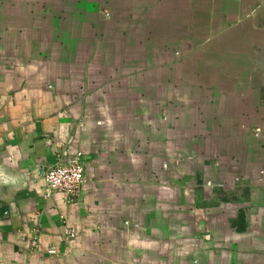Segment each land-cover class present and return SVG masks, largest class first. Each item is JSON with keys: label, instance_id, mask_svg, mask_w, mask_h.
I'll list each match as a JSON object with an SVG mask.
<instances>
[{"label": "crops", "instance_id": "0c3cea01", "mask_svg": "<svg viewBox=\"0 0 264 264\" xmlns=\"http://www.w3.org/2000/svg\"><path fill=\"white\" fill-rule=\"evenodd\" d=\"M0 172V264H264V0H0Z\"/></svg>", "mask_w": 264, "mask_h": 264}, {"label": "built area", "instance_id": "2783aa9c", "mask_svg": "<svg viewBox=\"0 0 264 264\" xmlns=\"http://www.w3.org/2000/svg\"><path fill=\"white\" fill-rule=\"evenodd\" d=\"M82 153L71 154L64 159L59 154L57 161L45 173V183L47 186L46 196L50 197L54 193H61L67 199H71L80 194L85 181V169L82 164ZM76 230L66 228L65 234L68 240L75 238ZM40 230H34V236L31 241L32 248H38Z\"/></svg>", "mask_w": 264, "mask_h": 264}, {"label": "water", "instance_id": "95a60500", "mask_svg": "<svg viewBox=\"0 0 264 264\" xmlns=\"http://www.w3.org/2000/svg\"><path fill=\"white\" fill-rule=\"evenodd\" d=\"M7 181H8V178L5 177V175L0 172V186L6 185Z\"/></svg>", "mask_w": 264, "mask_h": 264}]
</instances>
